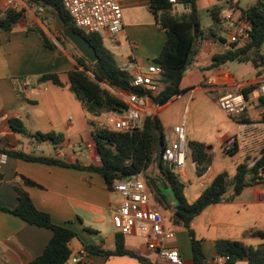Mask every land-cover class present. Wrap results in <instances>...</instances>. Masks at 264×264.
<instances>
[{
	"label": "crops",
	"instance_id": "1",
	"mask_svg": "<svg viewBox=\"0 0 264 264\" xmlns=\"http://www.w3.org/2000/svg\"><path fill=\"white\" fill-rule=\"evenodd\" d=\"M118 1L123 9L124 29L114 38L108 31H104L101 34L104 45L121 68L128 65V71L132 75L146 73L148 67L157 65L155 59L165 46L167 33L151 11V0ZM5 3L6 0H0V17L7 9ZM17 6L25 10L24 20L10 31L0 32V154L18 151L58 159L68 164L99 165L100 156L93 140L91 122L109 128L108 119L121 116L115 113L94 116L83 108L70 89L69 78L70 71L83 69L76 59L81 54L73 44L65 42L61 33L62 38L47 30L42 21L25 6L24 1L18 2ZM46 14L48 17L49 14ZM32 26L40 27L56 47H46L41 36L29 31ZM220 27V35L214 29V32L209 31V35L206 33L197 42L196 52L185 78L186 86L193 87L163 105L149 100L148 108L143 111L144 119L158 117L164 126L162 112L173 103L182 100L184 112L191 113V104L198 92L206 89L214 91L212 99L217 103L215 99L226 91L239 88L243 90L245 86H255L264 81V71L261 70L260 75L250 79L249 84L238 83L229 65L202 72L212 63L215 54H222L230 48L228 33L224 32L223 25ZM47 74L58 75L62 85L42 81L41 77ZM160 80L161 78L157 80V93L164 88ZM113 92L125 103L130 94ZM189 96L191 98H185ZM259 97L258 89L249 100L248 107H251L241 115L244 123H238L230 117L242 127L244 133L240 137L221 131L220 137L211 141L209 146L198 139L194 131H188V142L199 141L206 144L209 146L207 152L212 157L208 172L188 188L187 193L193 198V202L219 173L227 172L232 178L239 164L251 158L253 165L259 157L264 147V123L260 121L264 107L260 106ZM256 113L259 114V119L255 116ZM184 117L186 122L177 123L175 127L188 125L189 118L186 114ZM12 118L23 122L26 133H17L12 129ZM38 132L62 134L63 142L54 144L50 140H39L34 136ZM172 135L174 130L171 131ZM167 140L172 141L171 137ZM234 140L237 142L238 152L233 156L229 155L227 160L216 163L213 151L218 150L221 157H227L224 147ZM189 156L193 162L191 153ZM0 172L3 174L0 208H17L19 200L16 187H19L30 194L40 211L50 215L54 224L67 227L78 234V238L69 243L73 255L83 249L85 244L99 245L103 250H115L118 232L113 224V214L122 197L108 187L103 176L87 170L26 161L13 156H8L6 163L0 166ZM24 179L35 185L27 184ZM183 182L186 183L185 180ZM185 196L188 197L186 192ZM176 227L179 229L175 231V239L169 246L179 249L183 264H194L189 233L184 227ZM191 227L197 239L202 241L207 264H222L216 248L219 240L239 241L255 247L264 244V239L258 237V232L264 231V180L246 187L230 202L209 206L193 220ZM86 228H91L94 232L90 233ZM52 237L51 229L32 225L11 212L0 209V264H29L44 253ZM125 244L151 264H156V255L147 248L144 239L125 236ZM71 258L66 264H74ZM83 264H147V261L142 263L129 256L105 258L88 253ZM236 264H248V261L240 260Z\"/></svg>",
	"mask_w": 264,
	"mask_h": 264
},
{
	"label": "trees",
	"instance_id": "2",
	"mask_svg": "<svg viewBox=\"0 0 264 264\" xmlns=\"http://www.w3.org/2000/svg\"><path fill=\"white\" fill-rule=\"evenodd\" d=\"M23 1L31 6L43 8L46 13L53 17L61 16L64 19V28L81 33L96 49L99 56L98 62L93 64L81 54L76 59L83 69L76 68L69 72L71 91L76 94L83 108L94 116L113 113L118 104L127 107V104L113 91L140 96L146 95L152 103L163 105L173 97L191 89L193 86H186L185 78L195 55L197 42L207 31L214 32V29L216 30L218 26L223 25L222 9L219 6L210 9L214 27L205 30L198 11L200 0H180L190 6V10L184 14L173 12L172 3L169 0H151V11L167 33L165 46L155 59L156 64L163 71L160 81L164 84V88L159 93L153 94L150 90L133 86V75L117 64L114 55L104 45L101 34H84L75 27L61 0ZM242 14L248 21L250 40L246 43H233L226 52L215 54L212 63L204 68L202 72L205 73L229 65L236 81L247 85L250 83V79L246 77L248 74L260 75V71H264V55L261 54V49L264 47V1L258 0L247 9L242 10ZM24 18L25 10L23 8L18 6L7 8L0 17V32L12 30ZM29 31L38 32L46 47L50 49L56 47L40 27L32 26ZM62 36L68 40L63 33ZM97 69L100 71V75L96 72ZM91 73L94 77L91 76ZM41 80L62 85L59 76L56 74L43 75ZM257 90L258 86L250 85L243 88L242 91L246 98L250 100L251 95ZM259 104L264 107V97H259ZM241 115L229 117L238 123H244L245 120L242 119ZM260 121L264 123V112L260 116ZM10 124L15 132L26 133L25 126L20 119L12 118ZM91 125L93 127V140L100 156L99 165L68 164L58 159L29 155L18 151H5L4 153L26 161L73 167L98 173L104 177L111 190L114 180L138 178L146 173L152 163L158 161L162 174L159 183H156L157 178L155 176L148 177L146 181L151 187L157 203L161 202L165 208L169 204L166 200V194L163 192L164 186L169 187L173 192L176 205L173 207L172 222L175 226L187 229L191 237L194 264H207V260L202 241L197 239L191 227L193 220L209 206L230 202L241 194L246 187L264 180L263 147L253 165H251L252 159L247 158L237 166L236 174L232 178L227 172L219 173L200 197L190 203L185 196L186 184L176 176L173 169H171V163L167 168L164 166V154L168 149L167 139L158 117H147L144 120L142 129H132L126 132L100 127L94 122H91ZM34 136L42 141L50 140L54 144L63 142V135L55 132L47 134L38 132ZM157 142L160 145L158 155H156L155 149ZM188 146L196 166V173L198 177H202L208 172L212 164V157L207 152L206 144L202 142L189 141ZM224 151L230 156L235 155L238 152L237 142L234 140L233 143L226 145ZM24 180L29 185H35L34 182L28 179ZM2 181L3 174L0 172V184ZM16 190L19 200L17 208L14 210L0 209L11 212L32 225L49 228L53 231V237L46 246L44 253L29 264H66L73 255L69 243L78 238V234L67 227L54 224L48 213L40 211L35 206L27 191L19 187H16ZM86 230L90 233L94 232L91 228H86ZM258 237L264 239V231H259ZM101 247L93 244L84 245V249L90 254H99L105 258L129 256L142 263L147 261V264H151L149 260L126 247L125 236L121 233L117 234L115 250H103ZM216 248L218 255L225 258V262L222 264H236L240 260H247L248 264H264V244L255 247L245 245L239 241L223 239L217 241Z\"/></svg>",
	"mask_w": 264,
	"mask_h": 264
},
{
	"label": "built area",
	"instance_id": "3",
	"mask_svg": "<svg viewBox=\"0 0 264 264\" xmlns=\"http://www.w3.org/2000/svg\"><path fill=\"white\" fill-rule=\"evenodd\" d=\"M23 0H6V8H15ZM172 11L184 14L190 6L180 0H169ZM64 9L70 15L74 25L84 34H102L108 31L114 38L124 29L123 9L118 0H61ZM227 10L222 14L223 29L229 36V47L233 43H246L250 40L248 21L243 17L237 0H226ZM40 14H45L43 8L35 6ZM129 70V66L123 67ZM162 68L158 65L148 67L146 73L133 75V86L150 90L153 94L158 91L157 80L162 76ZM260 96L264 97V81L256 83ZM255 85V86H256ZM254 86V85H253ZM149 97L129 94L127 110L120 118H110L107 121L109 129L126 132L132 129H142L144 126L143 111L148 108ZM217 103L228 116H240L249 105L243 91H226L222 93ZM174 139L164 154L171 165L185 176V166L191 151L188 146L185 125L176 126ZM8 155L0 154V166L6 163ZM112 190L121 195L122 201L113 214V224L118 233L124 236H136L145 240L147 248L156 255L157 262L164 264H183L180 252L170 247L176 233L167 228L164 216L159 209L151 187L141 175L132 179H116ZM88 252L83 248L72 256L74 264H83ZM225 262L224 257L219 258Z\"/></svg>",
	"mask_w": 264,
	"mask_h": 264
},
{
	"label": "rangeland",
	"instance_id": "4",
	"mask_svg": "<svg viewBox=\"0 0 264 264\" xmlns=\"http://www.w3.org/2000/svg\"><path fill=\"white\" fill-rule=\"evenodd\" d=\"M257 1L258 0H237V4L241 10H244V9H247L250 5H253L254 3H256ZM25 6L29 9L31 13L35 14V16L39 18L40 21H42L45 28H48L47 30H51L52 32H54V35L60 36L63 33L62 30L57 27L55 17L51 15L47 17L46 12L45 14H40V11H38L35 8V6H31L27 4L26 2H25ZM214 6H219L222 9V12H221V17H222V14L227 10L226 0H200L198 2V11L201 17V23H202V26L206 29L214 25V20L210 14V9ZM55 31H58L59 33H55ZM31 32H34L38 36H40V34L36 31H31ZM216 32L219 35L221 34L222 29L220 26L217 27ZM206 33L209 35L210 32L207 31ZM65 42L72 44L68 40H66ZM261 54L264 55V47L261 49ZM91 76L94 77L92 73H91ZM246 77L252 80V79H255L256 74L250 73ZM103 86L107 88L105 84H103ZM213 96H214V91H211L209 89L198 92L197 96L195 97V101L191 104L192 106L191 113H189V111L184 112V109L182 106V100L169 105L162 112L164 134L167 135V136L165 135L166 139H168V137H171V140L174 139V135L171 136V131L175 129V125L177 123L181 122L183 124L184 122H186V118L184 117V114H186V117L188 116L189 118L188 125L185 124V129L187 130L186 135H188V131H194L196 137H198V139H202V141L206 142L207 145L209 146L212 144L211 141L220 137L221 131H226V132L228 131L231 134L238 135L239 137L242 136V133H244L242 127L236 124L235 122H233L230 119V117L220 109L218 103H215L213 101L212 99ZM185 98L189 99L191 97L189 96ZM249 107H251V105ZM255 109H258V108H255ZM255 116L258 117L259 119V114L256 113ZM167 145L168 146L170 145V142L168 140H167ZM155 149H156V155H158L159 150H160V145H158V142L156 143ZM226 158L228 159L229 155H227V157H221L218 150L213 151V159L215 160L216 163L222 162L223 159L227 160ZM164 166L166 168L169 166V162L166 159H164ZM173 171L176 174V176L180 178L182 182L185 180L186 182L185 192L188 195L187 199L189 200L190 203H192L193 198L190 197L187 191H188L189 186L191 184L197 183L198 180H200V178L198 177L196 173V166L191 161L190 156L188 155V158H187V167H185V176L184 174H181L180 172H178L176 168H173ZM142 176L145 178V180L148 177L155 176L157 178L156 183L158 184L159 180L161 179L160 176H162L160 172V168H159V162L156 161L152 163V165L149 167L146 173L143 174ZM163 192L166 194V200L169 206L165 208L161 202H158L159 209L164 216L167 228L173 231H177L179 228L173 225V222H172L173 207L176 205V199L174 197L173 192L170 190L169 187L164 186ZM176 249L179 251L177 247ZM155 259L157 260V257ZM156 260L154 261V263H156ZM158 264H164V263L159 262Z\"/></svg>",
	"mask_w": 264,
	"mask_h": 264
},
{
	"label": "water",
	"instance_id": "5",
	"mask_svg": "<svg viewBox=\"0 0 264 264\" xmlns=\"http://www.w3.org/2000/svg\"><path fill=\"white\" fill-rule=\"evenodd\" d=\"M55 18L57 27L62 30L64 37H66L77 48V50L91 63L94 64L98 62L99 56L90 41L81 33L73 31L69 28H64V19L61 16L57 15ZM96 72L100 75V71L98 69L96 70ZM126 110V106H121L118 104L116 105V109L113 111V113L122 116ZM173 168L174 167L171 166V169Z\"/></svg>",
	"mask_w": 264,
	"mask_h": 264
}]
</instances>
